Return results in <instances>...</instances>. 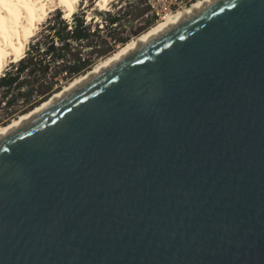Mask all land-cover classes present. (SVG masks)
<instances>
[{
  "label": "water",
  "instance_id": "obj_1",
  "mask_svg": "<svg viewBox=\"0 0 264 264\" xmlns=\"http://www.w3.org/2000/svg\"><path fill=\"white\" fill-rule=\"evenodd\" d=\"M0 264H264V0L214 2L3 136Z\"/></svg>",
  "mask_w": 264,
  "mask_h": 264
},
{
  "label": "trees",
  "instance_id": "obj_2",
  "mask_svg": "<svg viewBox=\"0 0 264 264\" xmlns=\"http://www.w3.org/2000/svg\"><path fill=\"white\" fill-rule=\"evenodd\" d=\"M119 21V15H111L108 24L116 23L117 26ZM67 27V22L61 18V13L54 14L53 21L47 29V36L50 40L33 44L34 50L29 49L14 66V70L8 69L0 76V103L3 101L5 107L10 108V106L16 105L19 98L22 100L21 108L15 110L12 107L6 111L8 119L10 116H15L17 111L22 114L39 105L54 92L60 90L63 81L84 74L91 69L97 58L109 52V49H105L96 51L95 55L82 56L79 52L71 50V42H85L92 46V44L99 45L101 41L106 43L107 40L113 44L127 41V38L116 37L113 34L101 37L102 35H99L101 30L95 28L91 31L83 17L74 21L69 29ZM98 38L102 40L99 41ZM50 62L57 64L53 71L50 70ZM23 76L29 78L24 79ZM56 77L57 79H55ZM7 120L0 119V124H7Z\"/></svg>",
  "mask_w": 264,
  "mask_h": 264
},
{
  "label": "bare ground",
  "instance_id": "obj_3",
  "mask_svg": "<svg viewBox=\"0 0 264 264\" xmlns=\"http://www.w3.org/2000/svg\"><path fill=\"white\" fill-rule=\"evenodd\" d=\"M80 0H0V76L9 62H17L24 55L30 39L34 37L46 16L62 8L63 16L69 18L75 12ZM111 0H96L98 9L106 10ZM218 0H198L190 7L166 14L156 24L139 36L126 41L116 51L96 63L86 73L76 76L62 89L53 93L32 110L20 114L7 124L0 125V139L16 127L32 118L34 115L59 100L63 95L73 91L79 85L105 71L124 57L149 43L160 35L187 21L200 11L206 9ZM96 5V6H97ZM90 20L91 16L88 15Z\"/></svg>",
  "mask_w": 264,
  "mask_h": 264
},
{
  "label": "rangeland",
  "instance_id": "obj_4",
  "mask_svg": "<svg viewBox=\"0 0 264 264\" xmlns=\"http://www.w3.org/2000/svg\"><path fill=\"white\" fill-rule=\"evenodd\" d=\"M96 5H97L96 0H80L76 6L74 14L69 18L63 16L62 8H58L50 12L46 16L44 21L41 24H39L34 37L30 39L25 54L29 49L34 50V48H32L33 44L43 41L48 42L50 40V38H48L47 36L48 35L47 29L48 26L53 21L54 14H56L57 12L61 13V18L67 22L68 25L67 29L70 28V25H73L74 21H76L80 17H83L85 19V23L89 24L91 31H93L95 28H99L101 30L99 32V35H102L101 37H104L107 34L108 35L113 34L116 37L117 36L125 37L127 38V41L134 37L139 36L141 33H143L148 28H150L151 26L157 23V21L151 19L150 16L145 15L146 7L142 4V0H111L106 10L98 9V5L97 6ZM88 15L91 16L90 20L87 19ZM111 15L120 16V21L117 26L108 24V19ZM93 38H97V37H93ZM100 40L102 39H99V41ZM108 41L109 40H107L106 43H102L101 41L99 45L92 44V46H89L85 42H71L70 48L72 51L79 52L80 55L82 56H86L87 54L95 55L96 51L109 49V52L107 54L100 56L99 58L96 59L95 61L96 64L99 61L105 59L108 55L116 51L117 48H119L121 45L124 44V43L113 44L112 42H108ZM18 62L19 61L9 62L7 66L4 68L3 73L8 69L14 70V66L17 65ZM56 67H57L56 62H50V70L52 69L51 71H53ZM49 75H51V72H49ZM23 78L28 79L29 77L23 76ZM55 79H57V77ZM71 80L72 79L63 81L62 87L60 89H62L65 85L70 83ZM24 90H26V87H24ZM21 102L22 100L21 98H19L17 100L16 105H14V107L10 106V108L13 107L15 110L21 108L22 106ZM10 108H6L3 101L0 103V119H2L3 121H6L8 119L6 111H8ZM15 114L16 115L13 117L10 116L7 122H10L11 120L17 118L20 115L18 111L15 112ZM0 125L3 124L1 123Z\"/></svg>",
  "mask_w": 264,
  "mask_h": 264
},
{
  "label": "built area",
  "instance_id": "obj_5",
  "mask_svg": "<svg viewBox=\"0 0 264 264\" xmlns=\"http://www.w3.org/2000/svg\"><path fill=\"white\" fill-rule=\"evenodd\" d=\"M198 0H142L146 7V16H150L154 21H158L166 14L184 10ZM112 25H116L113 23Z\"/></svg>",
  "mask_w": 264,
  "mask_h": 264
}]
</instances>
